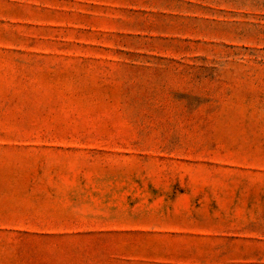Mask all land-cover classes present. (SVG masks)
Wrapping results in <instances>:
<instances>
[{
	"label": "rangeland",
	"instance_id": "obj_1",
	"mask_svg": "<svg viewBox=\"0 0 264 264\" xmlns=\"http://www.w3.org/2000/svg\"><path fill=\"white\" fill-rule=\"evenodd\" d=\"M0 264H264V0H0Z\"/></svg>",
	"mask_w": 264,
	"mask_h": 264
}]
</instances>
